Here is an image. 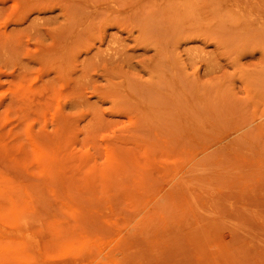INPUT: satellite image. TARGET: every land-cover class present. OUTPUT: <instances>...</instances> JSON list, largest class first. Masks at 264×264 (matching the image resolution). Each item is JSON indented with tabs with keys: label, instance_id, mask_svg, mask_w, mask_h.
Instances as JSON below:
<instances>
[{
	"label": "rangeland",
	"instance_id": "374dc122",
	"mask_svg": "<svg viewBox=\"0 0 264 264\" xmlns=\"http://www.w3.org/2000/svg\"><path fill=\"white\" fill-rule=\"evenodd\" d=\"M0 264H264V0H0Z\"/></svg>",
	"mask_w": 264,
	"mask_h": 264
},
{
	"label": "bare ground",
	"instance_id": "6f19581e",
	"mask_svg": "<svg viewBox=\"0 0 264 264\" xmlns=\"http://www.w3.org/2000/svg\"><path fill=\"white\" fill-rule=\"evenodd\" d=\"M113 50H114V49H113ZM113 50H110V53H111V51H113ZM110 53H107V54H108V55L110 56V58L112 59V58H114V57L117 55L118 52L116 51V53H115V52L113 51L112 54H110ZM107 54H106V55H107ZM108 55H107V56H108Z\"/></svg>",
	"mask_w": 264,
	"mask_h": 264
}]
</instances>
